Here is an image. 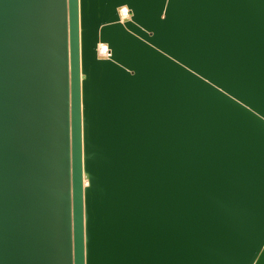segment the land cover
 Segmentation results:
<instances>
[{
  "label": "water",
  "instance_id": "water-1",
  "mask_svg": "<svg viewBox=\"0 0 264 264\" xmlns=\"http://www.w3.org/2000/svg\"><path fill=\"white\" fill-rule=\"evenodd\" d=\"M0 264H264V0H0Z\"/></svg>",
  "mask_w": 264,
  "mask_h": 264
},
{
  "label": "bare ground",
  "instance_id": "bare-ground-1",
  "mask_svg": "<svg viewBox=\"0 0 264 264\" xmlns=\"http://www.w3.org/2000/svg\"><path fill=\"white\" fill-rule=\"evenodd\" d=\"M118 10H119V13H120L122 20H127L130 18L131 14H130V11H129L127 5L119 6ZM102 45L105 46V44H102Z\"/></svg>",
  "mask_w": 264,
  "mask_h": 264
},
{
  "label": "built area",
  "instance_id": "built-area-1",
  "mask_svg": "<svg viewBox=\"0 0 264 264\" xmlns=\"http://www.w3.org/2000/svg\"><path fill=\"white\" fill-rule=\"evenodd\" d=\"M102 44H105V46H103ZM98 55L100 57H108L110 55V51H109L107 43H99V45H98Z\"/></svg>",
  "mask_w": 264,
  "mask_h": 264
},
{
  "label": "rangeland",
  "instance_id": "rangeland-1",
  "mask_svg": "<svg viewBox=\"0 0 264 264\" xmlns=\"http://www.w3.org/2000/svg\"><path fill=\"white\" fill-rule=\"evenodd\" d=\"M85 181H87V179L85 178Z\"/></svg>",
  "mask_w": 264,
  "mask_h": 264
}]
</instances>
